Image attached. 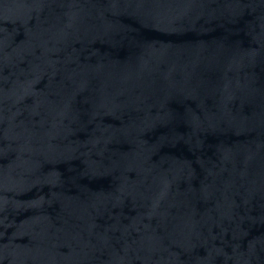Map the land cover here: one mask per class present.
Returning a JSON list of instances; mask_svg holds the SVG:
<instances>
[{"label":"water","instance_id":"water-1","mask_svg":"<svg viewBox=\"0 0 264 264\" xmlns=\"http://www.w3.org/2000/svg\"><path fill=\"white\" fill-rule=\"evenodd\" d=\"M0 264H264V0H0Z\"/></svg>","mask_w":264,"mask_h":264}]
</instances>
